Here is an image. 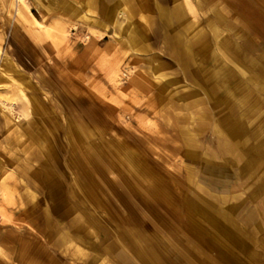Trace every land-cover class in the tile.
I'll return each instance as SVG.
<instances>
[{"label":"rangeland","instance_id":"1","mask_svg":"<svg viewBox=\"0 0 264 264\" xmlns=\"http://www.w3.org/2000/svg\"><path fill=\"white\" fill-rule=\"evenodd\" d=\"M259 31L264 0H0V264H264Z\"/></svg>","mask_w":264,"mask_h":264},{"label":"crops","instance_id":"2","mask_svg":"<svg viewBox=\"0 0 264 264\" xmlns=\"http://www.w3.org/2000/svg\"><path fill=\"white\" fill-rule=\"evenodd\" d=\"M165 16L167 17V19H169L167 15H165ZM260 33L264 34L262 32H260ZM203 91L205 94L211 95V93L207 89H204ZM250 138H251V136L248 135L244 131L236 132L235 134L233 133L230 135L231 140H230L229 150L232 153L233 157H235V159L239 158V154L242 153V151H246L248 149L249 146H247V145H250V144H248V142L251 143ZM257 175L258 176H256V180L264 179V171H260L259 174H257ZM220 195H222V194H220ZM216 196H217V194H216ZM211 198L212 197L208 193L200 190V193H199L200 201H204L205 203L207 202V203L212 204ZM195 218H192V220ZM226 225L229 226L230 230H227ZM234 225H235V223L233 221H229V223H227L226 221H222L221 219H217V218L212 217L211 221L209 220L208 229H209V231H212L214 236L217 237L223 244L229 246L230 248H232V247L237 248L236 246H232V244H234L236 241H238L237 236L234 234L235 231L232 230ZM248 244H247L246 248H248ZM241 248H245V246H241ZM142 254H140V255L137 254V259L139 260V262L141 264H147L148 262H150L151 264H159L158 260L154 256L149 255V254H147V256H146L144 253H142ZM230 257H231L230 258V260H231L230 264H237V262L234 258L235 253H231Z\"/></svg>","mask_w":264,"mask_h":264},{"label":"bare ground","instance_id":"3","mask_svg":"<svg viewBox=\"0 0 264 264\" xmlns=\"http://www.w3.org/2000/svg\"><path fill=\"white\" fill-rule=\"evenodd\" d=\"M110 14V13H109ZM244 14V13H243ZM166 17V16H165ZM252 19V18H251ZM28 107V106H27ZM34 110V109H33ZM29 111V110H28ZM35 112V111H34ZM36 113V112H35ZM35 119V118H34ZM35 121V120H34ZM34 124V123H33ZM31 133H32V131H31ZM35 137H37V136H34V138ZM48 138V137H47ZM36 139V138H35ZM38 140V139H37ZM41 141V140H40ZM36 142H38V141H36ZM40 143V142H39ZM40 146H41V144H40ZM86 155L89 157V159H91L92 160V158H91V156L89 155V153H87V151H86ZM189 221V220H188ZM209 223V222H208Z\"/></svg>","mask_w":264,"mask_h":264}]
</instances>
